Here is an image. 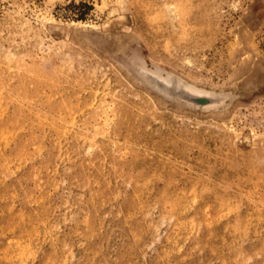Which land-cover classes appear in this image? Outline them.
Listing matches in <instances>:
<instances>
[{"label": "rangeland", "instance_id": "obj_1", "mask_svg": "<svg viewBox=\"0 0 264 264\" xmlns=\"http://www.w3.org/2000/svg\"><path fill=\"white\" fill-rule=\"evenodd\" d=\"M259 1L0 0V264H264ZM104 40L258 88L172 108Z\"/></svg>", "mask_w": 264, "mask_h": 264}, {"label": "bare ground", "instance_id": "obj_2", "mask_svg": "<svg viewBox=\"0 0 264 264\" xmlns=\"http://www.w3.org/2000/svg\"><path fill=\"white\" fill-rule=\"evenodd\" d=\"M259 5L264 4V0L259 1ZM99 44L102 42L101 40H97ZM107 40H104L103 46L108 45V47H111V49H117V59L120 63V66H122L123 70L130 72V77L132 76L133 79L138 81L144 88L145 91L152 96L155 100H162L161 97H159L158 92L162 91L163 93H166L169 97V101L167 103L170 104H186L189 106H195V107H206V108H212V112L210 114L214 113H222V108L229 104L231 97H240L238 100H245L246 96H248L250 93L254 92L258 88L259 80L255 78H249L245 79L243 82H239L234 87L228 88V90L225 91H217V92H206V90H196L192 88L191 86H181L178 85L176 82L167 80L165 75H163L162 71L157 69H150L146 67V65L140 61V59L137 57V55L133 52L132 48L129 46H121L119 43H113L111 41L106 42ZM110 45V46H109ZM131 68L132 70H128L127 67ZM137 72V74L134 72V70ZM134 75V76H133ZM136 77V78H135ZM155 77V78H154ZM157 84L161 87V89H156L151 86V83ZM156 90L158 91L156 93ZM191 90V91H189ZM161 93V92H160ZM194 93V94H193ZM186 94H193L197 97H199V104H194L193 102H190V98L193 99V97L190 98H182L186 96ZM189 97V96H187ZM228 99V101H227ZM226 100V101H225ZM213 103L211 104L210 102ZM216 102V103H215ZM215 103V104H214ZM219 110H218V109Z\"/></svg>", "mask_w": 264, "mask_h": 264}, {"label": "water", "instance_id": "obj_3", "mask_svg": "<svg viewBox=\"0 0 264 264\" xmlns=\"http://www.w3.org/2000/svg\"><path fill=\"white\" fill-rule=\"evenodd\" d=\"M140 61H142L145 65H146V67H148V68H150V69H157L155 66H153V65H151L150 63H147V62H145L144 60H140ZM127 67V66H126ZM127 69L130 71V70H132L130 67L128 68L127 67ZM159 69V68H158ZM134 70V72L137 74V72L135 71V69H133ZM160 71H162V73H163V75H165V77H166V79L167 80H170V81H173V82H176L178 85H180L181 86V88H182V86H191L192 88H194L195 89V91L196 90H206V92H212V93H214V92H217V91H225V90H228V89H213V88H205V87H202V86H199V85H195V84H193V83H190V82H188L187 80H185V79H183V78H181V77H178V76H176V75H174V74H171V73H169L168 74V72H166V71H163V70H161V69H159ZM131 72V71H130ZM132 74V73H131ZM134 76V75H133ZM136 78V77H135ZM155 78V77H154ZM150 83H151V81H150ZM151 86L152 87H154V88H156V89H161V87L159 86V85H157V84H153V82L151 83ZM189 91H191V90H189ZM158 91L156 90V93H157ZM161 92V93H160ZM160 92H158V95H159V97H161V101L163 102V103H165V104H167L169 107H172V108H178V109H181V110H187V111H191V112H195V113H201V114H209V113H211L212 112V108H206V107H195V106H189V105H186V104H182V105H180V104H170V103H167V101H169V97L167 96V94L166 93H163L162 91H160ZM223 93V92H222ZM194 94V93H193ZM193 94H186V96H184V97H182V98H184V99H186V98H190V97H193V99L192 98H190V102H193L195 105L196 104H199V97H197V96H195V95H193ZM187 96H189V97H187ZM240 97H236V96H234V97H231V100H230V102H229V104L227 105V103L225 104V106L222 108V111L221 112H225V111H227L230 107H231V105L236 101V100H238ZM244 99H247V97L246 98H244ZM187 100V99H186ZM226 101V100H225ZM227 101H228V99H227ZM211 104L213 103V101L212 102H210ZM216 103V102H215ZM214 103V104H215ZM218 109V108H217ZM219 110V109H218Z\"/></svg>", "mask_w": 264, "mask_h": 264}]
</instances>
